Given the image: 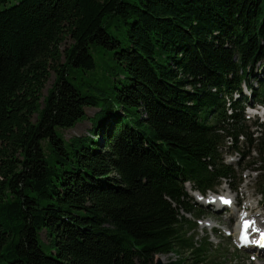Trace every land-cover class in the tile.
I'll return each mask as SVG.
<instances>
[{
  "label": "trees",
  "instance_id": "16d2710c",
  "mask_svg": "<svg viewBox=\"0 0 264 264\" xmlns=\"http://www.w3.org/2000/svg\"><path fill=\"white\" fill-rule=\"evenodd\" d=\"M7 3L0 0V260L154 264L188 251L200 263L204 248L187 236L195 224L187 216L203 213L185 186L216 193L235 180L224 155H236L264 196V126L244 116L264 104V0ZM91 47L106 51L103 64ZM81 72L91 80L73 84ZM87 108L98 110L88 134L65 140Z\"/></svg>",
  "mask_w": 264,
  "mask_h": 264
},
{
  "label": "rangeland",
  "instance_id": "374dc122",
  "mask_svg": "<svg viewBox=\"0 0 264 264\" xmlns=\"http://www.w3.org/2000/svg\"><path fill=\"white\" fill-rule=\"evenodd\" d=\"M19 0H8L6 8L14 5ZM109 33H112V30L108 29ZM112 35H115L112 33ZM118 39L122 42L123 47H126L125 38L118 36ZM70 40L67 39L61 46V50H64L69 46ZM91 52L97 58L99 63H104V59L107 58L105 55L106 51L104 49H99L96 47H91ZM105 53V54H104ZM81 77L78 74L71 75L69 77L70 81L73 84H78V81L83 79L85 82L89 83L91 80L89 73L83 74L81 72ZM78 80H75V78ZM93 79V77H92ZM54 75L51 73V76L46 84L44 90V95L46 90L49 89L53 83ZM94 80V79H93ZM93 83V81H91ZM255 85V84H254ZM97 109L87 108L85 109L86 119L77 124L74 128L65 130L62 132L65 140H68L71 137L85 136L88 134V131L91 128L90 119L97 113ZM256 118V117H255ZM259 119V118H256ZM262 122L261 120H258ZM60 133V131H58ZM44 152L48 153L46 143H43L42 146ZM224 159L227 163L232 164L235 172V180H231L226 183L225 181L217 188L215 199L217 202H220L224 195H229L233 201V198L236 199V202L230 206H223L222 210H216L214 205L207 206L204 201L211 196L214 198V195L208 194L206 196H200L194 190H191L189 185H186V191L190 196L188 203L192 205L196 210H200L203 213L201 218H196L195 216H187L188 220L193 222L194 229L189 230L187 236L193 241V244L198 248H204L203 252L200 253L202 261L198 264H264V256H258L254 252L246 251L240 249L236 243V234H237V223L239 222V217L243 213V209L247 208V215L253 216L258 215L264 219V196H261L259 193L260 183L257 178V174L253 171L248 170L249 168L244 167L242 164L237 165L239 158L236 155H224ZM246 168V169H245ZM243 182L241 184L237 183ZM231 187L234 189H231ZM208 202V201H207ZM221 204V203H220ZM249 205V206H248ZM254 206V207H253ZM195 217V218H194ZM198 219V221H197ZM207 223L209 226L201 227L202 223ZM260 224H264L261 222ZM263 229L256 228L253 231L260 232ZM42 237V238H41ZM40 237V244L45 253L48 255L52 254L51 247L48 245V242L42 233ZM179 257H178V256ZM177 255H167L165 257L156 256L155 259H165L163 264H171L183 257L184 259H190L186 264H193L194 260L189 256L188 251L183 252V256L180 254ZM203 255V256H202ZM198 257V260H200ZM0 264H6L4 261L0 260Z\"/></svg>",
  "mask_w": 264,
  "mask_h": 264
},
{
  "label": "bare ground",
  "instance_id": "6f19581e",
  "mask_svg": "<svg viewBox=\"0 0 264 264\" xmlns=\"http://www.w3.org/2000/svg\"><path fill=\"white\" fill-rule=\"evenodd\" d=\"M247 116L248 117L251 116L252 118H255V117L259 118L258 120H261L262 122L258 121V123L263 125L264 124V105L257 106L255 109H252V110H248L247 111ZM207 197H209V198L206 199V201H208V203L216 205V208L218 209V211L222 210V206L220 204V203H222L221 201L217 202L215 200V198H213V197L211 198V196H207ZM221 200H223V202L224 201H228L230 203V205H232V204H234V202H236V199L233 198V201H232V199L230 198L229 195H224V198H222ZM243 210L244 211L240 215L239 218H242V220H248L250 222L251 226H252V229L259 228V229H263L264 230V224H260L261 222H264V219H262L263 217L258 216V215H253V216L247 215L246 214L247 213V208H244ZM207 223H205V222L202 223L201 227L209 226V224H207ZM237 237H238V232H237L236 238H235L236 239V243H237ZM162 257H164V256H162ZM164 260L165 259H160V261H162V263H164ZM259 264H261V263H259Z\"/></svg>",
  "mask_w": 264,
  "mask_h": 264
},
{
  "label": "water",
  "instance_id": "95a60500",
  "mask_svg": "<svg viewBox=\"0 0 264 264\" xmlns=\"http://www.w3.org/2000/svg\"><path fill=\"white\" fill-rule=\"evenodd\" d=\"M154 264H163L162 261L154 259Z\"/></svg>",
  "mask_w": 264,
  "mask_h": 264
},
{
  "label": "snow or ice",
  "instance_id": "6c2138e0",
  "mask_svg": "<svg viewBox=\"0 0 264 264\" xmlns=\"http://www.w3.org/2000/svg\"><path fill=\"white\" fill-rule=\"evenodd\" d=\"M224 203H228V201H224ZM250 225L248 223H245V228L249 227Z\"/></svg>",
  "mask_w": 264,
  "mask_h": 264
},
{
  "label": "built area",
  "instance_id": "2783aa9c",
  "mask_svg": "<svg viewBox=\"0 0 264 264\" xmlns=\"http://www.w3.org/2000/svg\"><path fill=\"white\" fill-rule=\"evenodd\" d=\"M251 117V116H250ZM263 126H264V124H263Z\"/></svg>",
  "mask_w": 264,
  "mask_h": 264
}]
</instances>
